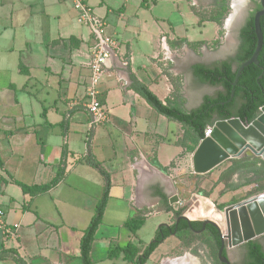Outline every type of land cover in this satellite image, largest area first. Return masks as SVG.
Wrapping results in <instances>:
<instances>
[{
    "label": "crops",
    "instance_id": "obj_1",
    "mask_svg": "<svg viewBox=\"0 0 264 264\" xmlns=\"http://www.w3.org/2000/svg\"><path fill=\"white\" fill-rule=\"evenodd\" d=\"M84 2L105 21L104 35L118 42L99 87L109 118L97 125L86 107L95 38L77 21L72 0H0V194L6 221L18 233L6 236L0 226V264H19L16 254L24 264H83L81 239L106 189L89 156L110 175L91 260L134 264L124 253L109 254L131 242L140 255L146 246L136 236L150 218L158 229L173 224L180 214L172 199L180 201V180L197 176L193 155L201 141L191 126L152 106L135 80L190 114L224 92L204 81L200 68L238 67L233 60L247 16L239 0ZM241 103L238 98L235 112ZM64 147L65 172L55 186L29 193L15 182H51ZM233 165L244 173L255 169L247 175L262 180L250 184L264 182V162L246 156L200 174V185L208 193L219 189L221 173ZM132 220L141 222L135 231L127 225Z\"/></svg>",
    "mask_w": 264,
    "mask_h": 264
},
{
    "label": "trees",
    "instance_id": "obj_2",
    "mask_svg": "<svg viewBox=\"0 0 264 264\" xmlns=\"http://www.w3.org/2000/svg\"><path fill=\"white\" fill-rule=\"evenodd\" d=\"M261 28L264 34V16L261 17ZM241 49L237 57L233 60L238 66L244 61L248 60L256 47L257 37L254 26V13L247 20L245 26L241 30ZM259 65L250 64L247 66L239 77L238 85L235 87V96L231 102L223 104L222 102L228 101L231 97L233 89L232 81L235 79L236 70L233 68L232 62H225L219 66L213 68H200L198 75L204 80L211 84H220L224 87V92L214 99H208L204 104L197 110L190 114L181 111L179 108L174 107L170 104H164L151 90H149L144 84L135 80L134 88L140 93L152 106H154L159 112L165 114L169 118L175 119L184 123L185 125L191 126L198 135V139H203L205 136V128L212 122L213 115H218L220 118H230L232 116H239L246 121L247 116L249 119L255 114L257 109L264 103V76L260 78L264 70V45L258 57ZM240 98L242 103L237 112L234 111V105L237 99ZM67 156V149L64 147L62 161L59 166V170L55 178L44 185H27L18 180L15 182L19 184L24 192L29 193H40L46 192L51 187L55 186L64 176V164ZM87 162L97 167L106 179V189L100 202L96 206L95 214L85 230L84 235L81 239V259L83 264H93L90 252L94 239V235L101 223L104 215L108 189L110 186V175L100 165V163L93 157L89 156ZM0 160V166H1ZM251 167V165H250ZM235 165L229 167L227 171H234ZM255 172L253 167L246 172ZM262 180L261 176H258L256 180L253 177L246 178V180L237 185L226 187L225 191L236 190L239 187L248 185L255 181ZM221 181V179H220ZM183 210L177 211L178 214H182ZM141 222L139 220H132L128 222V226L132 231H135L139 227ZM203 224L200 220H180V223L176 226L163 224L159 227L157 235L154 240L146 247V249L137 255V247L133 243H128L124 247H117L110 252V256L113 257L119 253H124V259L134 264H145L156 248L165 241L169 236L177 235L182 231L198 228ZM192 227V228H191ZM212 236L216 242L218 251L221 246L220 233L212 228ZM249 250V263L248 264H264V248L255 240H251L246 244ZM15 259L19 264H24L22 258L19 255H14ZM2 256H0V259ZM219 259V258H218ZM220 261V260H219ZM222 264V263H221Z\"/></svg>",
    "mask_w": 264,
    "mask_h": 264
},
{
    "label": "water",
    "instance_id": "obj_3",
    "mask_svg": "<svg viewBox=\"0 0 264 264\" xmlns=\"http://www.w3.org/2000/svg\"><path fill=\"white\" fill-rule=\"evenodd\" d=\"M262 9L254 16V26L257 44L252 56L236 68V76L232 81L231 97L223 104L231 102L235 96V87L238 85L242 71L250 64L259 65L258 57L263 49L264 34L261 28V17L264 16V0H261ZM264 76V70L260 78ZM212 132L200 141L193 155V170L197 174H205L215 167L232 158L257 157L264 162V103L257 109L255 114L244 121L239 116L220 118L213 115ZM179 202L177 195L172 199ZM227 225L226 235L221 236V246L218 258L223 264H231L223 254L225 248H234L243 243L255 240L264 235V192L233 203L224 209ZM179 219L190 220L185 214ZM207 224H213L219 228L216 222L205 219L204 231Z\"/></svg>",
    "mask_w": 264,
    "mask_h": 264
},
{
    "label": "rangeland",
    "instance_id": "obj_4",
    "mask_svg": "<svg viewBox=\"0 0 264 264\" xmlns=\"http://www.w3.org/2000/svg\"><path fill=\"white\" fill-rule=\"evenodd\" d=\"M230 1L228 0V2ZM258 1L260 0H239L238 6L242 11L248 13L255 9V3ZM201 178H203V175L197 174V176L192 175V179L180 180L182 196L180 195V201L175 204L177 210H183L181 211L182 214L189 216L191 212L193 213L200 208V210H197L199 212H197L198 215L195 218H201V220L209 219L216 222L224 235L227 232L224 209L233 203L241 201L245 197L250 195L254 196L256 193L258 194V192L264 190V182H256L242 186L234 192L230 191L226 193L225 191L221 193L223 190L222 186H225L224 188L226 190V187L237 186L243 183L246 178H249V175L244 173L241 167H236L234 171H223L220 177L222 186L217 190V186H214L209 193L200 185ZM201 203H203V209H205L203 212H201ZM217 213L221 216L220 218L216 217ZM155 221L156 219L150 218L144 224L136 236V244H140L138 242L140 241L142 245L147 247L154 240L156 232L158 231V227L155 226ZM121 243L126 244V241H121ZM98 245H101L100 240L98 241ZM229 251L234 264H243L244 245L234 247L229 249ZM186 257L190 264H221L218 259V248L213 236L207 231L196 233L190 230L182 231L177 235L169 236L165 239L145 264H164L170 260ZM106 264L110 263L107 262Z\"/></svg>",
    "mask_w": 264,
    "mask_h": 264
},
{
    "label": "built area",
    "instance_id": "obj_5",
    "mask_svg": "<svg viewBox=\"0 0 264 264\" xmlns=\"http://www.w3.org/2000/svg\"><path fill=\"white\" fill-rule=\"evenodd\" d=\"M75 9L78 12L77 21L80 24L87 25L94 38L95 43L91 51V60L89 63L90 78L86 88V107L91 114V124L108 120V111L103 104L100 95V84L107 74L110 66L111 57L118 48V42L114 38L104 35L105 21L98 17L93 9L84 0H72ZM128 62H124L126 65ZM212 127H207L205 136L210 135ZM0 226L3 228L4 234L9 237H17V229L10 226L5 217V209L3 206L2 195L0 194Z\"/></svg>",
    "mask_w": 264,
    "mask_h": 264
},
{
    "label": "flooded vegetation",
    "instance_id": "obj_6",
    "mask_svg": "<svg viewBox=\"0 0 264 264\" xmlns=\"http://www.w3.org/2000/svg\"><path fill=\"white\" fill-rule=\"evenodd\" d=\"M261 9H262V6H261V0H260V1H258V2L255 3V9H253L251 12H248V13L246 14L247 16H246V18H245V20H244V22H243V27L245 26L247 20L252 16V14L254 13V16H255L256 12L259 11V10H261ZM243 27H242V28H243ZM241 45H242V42H241V44L239 45L238 49L236 50L235 58H236L237 55L239 54V51H240V49H241ZM180 215H182V214H180ZM180 215H178V216L175 218L174 222H173V224L176 225V226L180 223V220H182V219H179V216H180ZM191 228H192V227H191ZM202 228H203V224H202L200 227H198V228H193V230H194V232L198 233L197 231L200 230V229H202ZM212 228L215 229V230H217V231L220 233V229H219L217 226L213 225V224H207V225L205 226V228H204V231H202V232L207 231L209 234L212 235ZM202 232H200V233H202ZM220 239H221V236H220ZM255 241H258V242L263 246V248H264V235L261 236V237H259V238H257V239H255ZM248 242H249V241H248ZM248 242L243 243V244L237 246V247H240V246H242V245L245 246V251H244V256H243V262H242L243 264H248V263H249V250H248V248L246 247V244H247ZM229 249H232V248H225L223 254L229 259V261H230L231 264H234L233 261H232V258H231V255H230V251H229ZM222 264H223V263H222Z\"/></svg>",
    "mask_w": 264,
    "mask_h": 264
},
{
    "label": "bare ground",
    "instance_id": "obj_7",
    "mask_svg": "<svg viewBox=\"0 0 264 264\" xmlns=\"http://www.w3.org/2000/svg\"><path fill=\"white\" fill-rule=\"evenodd\" d=\"M206 206V205H205ZM197 210H200V208H198ZM194 211L193 213L191 212V214L189 215L190 218H195L199 211ZM205 209L202 208L201 212H203ZM221 213V212H220ZM200 214V213H199ZM214 215V214H213ZM217 218H220L221 216L217 213L216 214ZM224 220V219H223ZM224 222V221H223ZM226 235V234H225ZM164 264H190V262L188 261L187 257L186 258H180V259H175V260H170L168 262H165Z\"/></svg>",
    "mask_w": 264,
    "mask_h": 264
}]
</instances>
